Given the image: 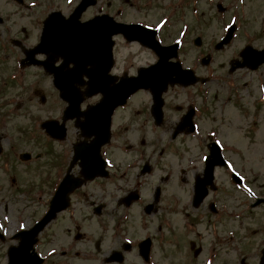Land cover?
Masks as SVG:
<instances>
[{
  "label": "flooded vegetation",
  "instance_id": "flooded-vegetation-1",
  "mask_svg": "<svg viewBox=\"0 0 264 264\" xmlns=\"http://www.w3.org/2000/svg\"><path fill=\"white\" fill-rule=\"evenodd\" d=\"M61 1L63 0H58V2ZM102 1L98 0V4L103 7ZM112 1L107 0L104 6L106 9L104 8L102 11L111 15L121 13L119 9L112 12ZM12 2L13 4L18 3L15 0ZM39 2L44 4L46 0H37L32 4L22 6L30 9L33 4L37 5ZM93 9L90 7L83 13L82 19L86 20L100 12L93 11L92 14H89ZM117 38L123 39L120 34L114 37L115 40ZM22 57L20 56L18 59L15 56L12 61L21 74L27 72V69L18 67ZM40 57L44 58L45 56L40 55ZM59 63L60 61L55 65H59ZM116 66L117 63L112 70L113 74L117 77L126 74L125 69L117 72ZM263 66L264 64L260 67ZM38 70L42 77L41 81L50 80L52 85L53 77L46 73L42 66H39ZM241 70L249 71L248 69ZM240 71H229L227 77L221 75L215 80H209L208 83L197 82L192 87L174 85L163 93V119L158 124L156 123L157 113H154L151 102L152 96L148 94L147 104L137 105L130 104L137 94L132 96L129 103L119 106L113 113L110 143L101 147L93 142L94 136L88 138L87 141L83 140V131L79 125L86 121L84 115L75 117V119L63 120L66 102L59 98L58 92L53 86L51 88L55 98L53 96L49 98V95L46 97V93L42 89L45 99L43 105L51 102V113L53 114L44 116L43 120L57 118L56 126L61 129L65 128L66 133L62 140H57L50 137L42 128V132L46 136L45 158L42 161L32 160L31 162L34 163L33 167L46 168L45 178L39 183L34 182V186H32L35 193L42 192L44 197L34 196L33 201L38 205V208L33 210L32 216L29 212L26 214V209L16 210L12 215L8 213L9 219L12 220L6 224H16L17 227L9 235L2 233L3 240L8 242L4 245L3 255L6 257L4 262L7 261L9 248L18 244L21 239L17 233L22 231L20 225L25 221L24 216H27L29 220V224L24 229H29L46 212V207L42 206L43 200L41 199L47 196L46 200L49 201L56 193L60 183L68 177L71 184H75L79 180L81 184L74 185L75 189L70 193V205L47 224L46 228L37 236L34 245L38 264H160V262L161 264H206L208 260L211 264H253L249 262L250 260H256L255 264H264V227H252L251 222V215L257 214L255 211L258 209H261L259 214L264 218V203L258 204V206L252 205L249 202V191L244 189V186L249 184L248 177H252L255 170L259 169L252 164V161L259 160L260 154L256 155L259 153L258 150H255V153L245 152L241 143L228 145V140H242L243 133L249 135L246 144L250 146L254 144L252 140L257 136V128L260 126L258 124L261 120L259 116L261 111H264V74L261 76L262 79L258 78L257 86L253 84L254 82L252 83L255 88L250 90V81L237 77V74L241 73ZM2 89L0 87V93L4 92ZM20 89L19 96L24 101L19 100L18 107L25 106L26 102L32 100L40 101L38 95L40 96L42 92L37 94V90H34L32 96L30 90L28 92L23 87ZM256 90L259 91L256 92ZM172 91L174 94H171ZM7 96L10 97L6 101L2 100L4 113H2L3 118L0 119V128L5 127L1 122L6 123L4 121L9 116L17 117L14 110H9L10 106H15V94L8 93ZM99 99L100 95L86 98L81 108L86 111L89 104H94ZM121 111H126V113L118 121ZM19 115L21 116V114ZM190 116H192L194 130H191ZM148 127L153 131L159 129L160 136L163 137L162 140L165 137L169 139L163 145L164 148L167 145L166 150L160 149L159 156L162 157L170 151L176 152L177 155L203 149L201 157L203 166L200 172L193 174L191 183L189 177L185 181L180 178V181L183 184L186 183L187 187L191 186L188 207L184 208L183 205H180V201L168 203L176 209L174 214L184 217L181 227H178L176 222L173 225L172 217L166 213L156 227V231L147 226V233L137 234L130 230L134 226L130 225L132 218L129 216V212L135 206H139L142 208V217L147 218L157 211V205L162 197L161 193L164 191L162 184L156 185L153 192H150L152 199H146L143 202L142 183L145 176L154 172L155 165L151 160L154 154H149L145 148L131 150L132 145H130L128 151L121 150L130 157L135 154L133 157L139 158L136 166L137 172L134 173L137 180L131 190L123 191V195L118 196L116 202L113 201L114 199H110L109 193L97 195L93 191H89L81 196L83 204L78 207L74 197L78 196L84 188L88 189L90 185H95L100 181H111L112 184L107 185L110 187L109 190L119 191L125 183L124 181H129L130 176L134 175L131 172L133 162L122 161L124 166L121 168L120 164L122 163H116L112 150H120L122 143L130 144L129 138L132 134H134L133 137L137 135V139L143 141V138L148 134ZM178 131L180 133L176 134ZM237 132L239 136H234ZM200 134L203 136H199ZM2 138L3 136L0 134V147L3 146ZM188 139L190 142L185 146ZM79 143L80 145H77ZM4 152L5 149L0 154V158ZM245 160L250 165H241ZM14 165V163L10 165V171ZM221 170L225 172L227 184L225 182L220 184L218 181V171ZM173 172L177 173L174 169ZM173 172L168 171L164 176L166 181L174 175ZM256 191L254 200L264 197V193L258 190V186ZM203 192L205 194L201 198H197V194L201 195ZM232 192H237L235 197L238 198H235L234 202L229 201V197L230 200L233 199V196H230ZM253 194L255 195L254 191ZM83 212H89V214L79 220L80 216H85L82 214ZM65 214H67L69 222L59 223L58 227L48 233L57 220ZM107 214L108 217H106ZM93 221L96 223V229L93 230L96 232L95 234L87 229L88 225L93 224ZM140 223L143 224V221ZM47 237H50V240L46 242ZM108 242L109 244H107ZM200 254H204L201 261L198 260ZM25 255L29 256L30 251L25 250Z\"/></svg>",
  "mask_w": 264,
  "mask_h": 264
},
{
  "label": "rangeland",
  "instance_id": "rangeland-1",
  "mask_svg": "<svg viewBox=\"0 0 264 264\" xmlns=\"http://www.w3.org/2000/svg\"><path fill=\"white\" fill-rule=\"evenodd\" d=\"M35 1L37 0H26V3L32 4ZM102 2L105 6L107 0H103ZM119 2L122 3V0H119ZM76 3L77 1L75 0H63L61 2H58V0H46V3L44 4L43 2H39L37 5L33 4L32 8L26 9L19 4H13L12 0H0V15L4 18L3 24L0 23V55L3 54L4 56L5 52H8V50H14V53L16 52L15 55L17 54V52L19 51L18 48L11 45L10 42V39L12 37L22 39L26 46L35 45V43L38 42L39 35L41 33L40 30L42 27V20L48 14V12L52 9L60 8L64 12L68 13ZM165 3L172 4L174 5L173 7L185 6V1L180 3L178 2V0H171L166 1ZM112 4L113 6H115L113 2ZM157 4H159V1L155 2V5ZM218 4H223L226 10L221 11V7ZM119 7L123 9L121 10V12L123 13L122 18H125L121 19L123 21H136L138 19L141 20L145 18L140 13L139 8L136 11L133 7L128 5V2L125 6L119 4ZM93 8L94 9L90 11L89 14H92L93 11L97 12L98 8L104 9L105 7H102V5L99 4L98 6ZM197 12L198 14H195ZM185 16H188L186 20L183 18V20L181 19L182 21L180 20L178 22L170 24V28H168V30H164L159 38H161L166 43H172L173 40L177 39L183 29L188 30L186 37H184V40L186 41L182 43V46H180L179 48V59L182 61L184 66L193 68L200 75L209 76L214 79L219 78V76L221 75H223V77H227L229 73L228 68L230 60L238 57V54L244 47V45L249 44L258 49L264 48V0H199L198 4L194 8H192V11ZM149 19H156L154 13H152ZM230 23L237 24V30L234 33V38L228 43V45H225L222 49L216 50L214 45L223 37ZM196 36L202 37V42L200 45L194 44ZM116 40L117 44L115 48V55L117 72L121 71L122 69H127L128 72H131L140 65H146L150 63L154 58V54L152 51H149L136 43H127L125 40L119 38H117ZM207 53L210 54L211 61L206 66L202 64L201 58L206 56ZM5 58L8 59L7 64L12 66L13 63H10L9 57ZM240 72L241 73L237 74V77H240L243 80L250 81L251 90L253 89V87L255 88L253 84L256 86L258 85V78L262 79L261 76L264 74V66L260 67V69L256 71L250 72L247 70H241ZM23 78H25L31 89L34 87L43 88L46 93V97L49 95V98H51V96L55 98V94L51 88L52 85L50 83V80L41 81L42 77L40 75V72H38L36 68H29L27 70V73L24 74ZM9 89L14 93L20 91L19 86H14L13 88L9 87ZM257 91L259 90H256V92ZM171 94H174V91H172ZM2 97L3 98L0 99L8 98V96ZM19 98L22 99V97ZM148 101L149 95L148 93L144 92L134 97L130 104H147ZM50 103L43 105L38 103V100L37 102L35 100H33L32 102H27V105H25L24 107L21 106V110H19V112L17 113V115L21 114V116L19 115L16 118H14L13 116H9L4 121L6 122V127L0 128L2 133L7 135L10 133L12 136L9 138L7 136H4L5 138L3 139V145L5 146V154L7 153V155L5 156L4 154V156L0 158V223L4 224L3 232L6 235L11 234L17 227L16 224H6L12 220L9 219L10 216L8 215V213L12 215V213L14 214V211L18 209H26V214H28L29 212L32 216L33 210L38 208V205L30 199L26 198V200H23L26 197L25 193H22L20 191L16 192L17 190L15 191L13 187H22L27 185L34 186V182L39 183V181H42L46 176V168L33 167L34 163L24 164L22 162L24 160L19 158L18 161L17 157H19L18 155L22 151H31V153H36L45 148L44 145L46 141L42 138V133H40L39 130H35V128H32L31 123L34 121L40 122L42 121L44 116L53 115L51 113L52 104ZM33 112L34 114H32ZM124 113H126V111H121L120 116L118 117V121L122 119ZM32 116H35V120L30 121L29 119H31ZM259 117L261 118V120L258 122L260 126L259 128H257V136L252 140L254 144H252L251 146L246 144L247 140H249V135L246 133L242 134L243 139H239L240 142L239 140H235L237 141L235 142L234 139L228 140V145H231L233 143H241L245 149V152L247 151L255 153V150L259 151V153L256 154H260L259 160L254 159V161H252V164H254V166L259 169L257 171L255 170L252 177H248L249 184L244 186L245 190L247 189V187L253 190L255 195L257 193V186L258 190H260L261 193H264V111H261ZM30 132L35 133V135L32 137L41 140V142L44 144L43 147L39 144L37 145L38 147H33L36 146V144H34V142H29L32 137L29 139L26 138L30 136ZM159 132V129L153 131L151 128H149L148 134L143 138V141L137 139V135L133 137L134 134H132L129 138L130 144L122 143L120 150H112L113 153L110 151V153L114 155L113 157L118 164H120V162L122 163V161L133 162V169H131V172H133V174L137 172L136 166L138 165L139 158L133 157L135 154L131 155L130 157L128 154H125L121 150L128 151L130 145H132L131 150L145 148L149 154H154L151 158V160L155 163L153 170L154 172H151V174L145 176L142 183L143 202L146 201V199H152L150 192H153L156 185L162 184V187H164V191L161 193L162 197L160 203H158L157 205V211L153 212L147 218L142 217V208L139 206H135V208H133L129 212V216H131L132 218L130 225L134 226V228L130 230L134 231L137 234L147 233V226L156 231V227H158V224L164 218L166 213L170 214V217H172L171 221L173 225H175L176 222L178 224V227H181L184 217L178 214H174L176 209L172 208L173 206L168 205V203L180 201V205H183L184 208L188 207L187 202L191 194V186L189 185V187H187V184H183L180 181V178L185 181L187 177H189L190 182L193 174L200 172V169L203 166L201 160V157L203 156V149H199V151H191L192 153L188 152L185 154L181 153L177 155L176 152L170 151V153L168 152L162 157L159 156L160 149L166 150L167 145L165 148L163 147V145L166 144L169 140L168 137H165V139L162 140L163 137L160 136ZM199 136L202 137L203 135L200 134ZM234 136H239V133L237 132ZM189 142L190 141L188 139V142L185 143V146H187ZM13 145L17 146V149L13 148ZM152 145L154 146L153 148ZM246 147L250 148L246 149ZM13 152H16L14 153L15 155H17L16 159L10 157ZM6 158L8 160H6ZM11 161H13L15 165L11 167L12 170L8 173L5 171V163H11ZM250 162L251 159L249 163ZM249 163L245 160L243 163H241V165H248ZM123 166V163L120 164L121 168ZM173 169L176 170L177 173L173 172ZM168 171L173 172L174 175H172L170 179L166 181L164 176L168 173ZM218 172V181L220 182V184H223L224 182L227 184V182L225 181L226 175L224 170ZM130 177L131 179H129V181H124L125 183H123V186L120 185L122 190L120 189L119 191H116L115 189L109 190L110 187L108 186L112 184L111 181H108L109 183L103 181L96 182L95 185H90L88 189L84 188L79 192L78 196L74 197L75 204L78 205V207L79 205L83 204V198L81 196H83L85 193H89V191H93L97 195H100L101 193H109L110 199H114L113 201L116 202L118 196L123 195V191H128L133 188V184L137 180L135 178L137 177L135 174L131 175ZM253 178L255 179L253 180ZM236 195L237 192L230 193V196H233V199L230 200L229 197V201L234 202L235 198H238L235 197ZM174 198L177 199L175 200ZM249 199H251V197H249ZM260 210L261 209L255 211L257 214L251 215L252 227H264V218L260 216ZM82 214L85 216H80L79 220L87 217L89 212H83ZM108 216L109 215L107 214L106 217ZM23 219H25V221L22 223H25L26 225L24 226H27L29 224L28 217L24 216ZM135 220L136 224L138 225L135 224ZM141 221H143V224L140 223ZM68 222V216L67 214H65L61 219L57 220L55 225H53L52 228L49 229L48 233H51L54 228L58 227L59 223L63 224ZM141 224L142 227H140ZM88 226V231H91L93 232V234H95L96 232L93 231L96 229L95 221H93V224ZM49 240L50 237H47L46 242ZM6 244H8V242L2 243V241L0 240V264L5 263L4 261L6 257L3 254L5 247L4 245ZM107 244H109V242ZM197 249L201 250L200 248ZM202 255L200 254L198 256V260L202 259ZM249 262L255 264L256 260H250ZM206 264H210V261L208 260Z\"/></svg>",
  "mask_w": 264,
  "mask_h": 264
},
{
  "label": "water",
  "instance_id": "water-1",
  "mask_svg": "<svg viewBox=\"0 0 264 264\" xmlns=\"http://www.w3.org/2000/svg\"><path fill=\"white\" fill-rule=\"evenodd\" d=\"M89 0H83L71 15L69 19H64L60 13L56 16L51 14L46 20L45 28L43 30L44 34L39 45L33 49V51H28L26 55L29 57H34L36 52L43 51L49 57H64V63L76 62L79 66L86 65L90 63L87 61V54H101V57H96L95 60L91 61L92 70L91 78L88 81V88L86 93L88 95L101 91L103 93V100L95 107L99 108V115H106L107 120L96 121L94 119L95 113L91 112L92 119H89V129L91 133L97 131L100 134V140L103 139L106 132L105 128H108L110 122V114L115 108V105H118L119 102H124L128 95L137 88L141 86L152 87L154 86V94L156 97V105L162 106L161 93L166 89L168 83L174 82H194L193 71L189 69L182 70L179 62H171L169 59L177 55V44H174L170 47L162 46L154 36L150 39L144 37L137 26L133 25H123L118 24L115 27H111L110 24L105 22L106 20H93L92 23H80L78 18L81 15L84 7L90 3ZM60 15V16H59ZM235 26L233 25L228 30L226 37L217 43L216 47L222 48L225 44L233 37V32ZM116 32H122L126 36L130 37L133 35L134 38H141L144 40L145 44L148 47H151L159 55V62L157 65L152 66L144 70H140V75L138 77H129L126 80H123L118 86L112 85L113 80L111 77L109 79L106 77L104 67L106 62L108 63V70L112 65V45L111 37ZM200 42V40H197ZM241 57L243 60L238 62L235 66L243 67L247 66L249 68H256L264 62V49L257 50L252 46L246 47L241 51ZM209 59L204 60L207 64ZM235 67L233 66L232 69ZM62 70H66L65 68ZM60 71L55 78V85L61 90L62 99L65 98L69 102L67 109L75 110L78 108L81 102V98H76L74 83L72 82V76L69 71ZM62 71V72H61ZM78 114L77 112L72 111V116ZM53 122H45L43 125L49 130H52ZM108 132V131H107ZM54 132H52L53 134ZM56 134V133H55ZM27 156V157H26ZM26 158L29 156L26 154ZM60 189L57 191L54 200L51 203L49 212L43 218L40 223H37L35 227L29 230L30 233L36 235L37 231L43 227L50 219L54 218L57 214V211L60 208L66 206L68 200V193L74 187L70 185L66 186V183L61 184ZM29 247L32 248V243H29ZM26 246L23 242L19 245L17 253L14 254L10 264H26L29 260H25V256L21 254L24 252ZM24 249V250H23ZM30 263V262H29Z\"/></svg>",
  "mask_w": 264,
  "mask_h": 264
}]
</instances>
